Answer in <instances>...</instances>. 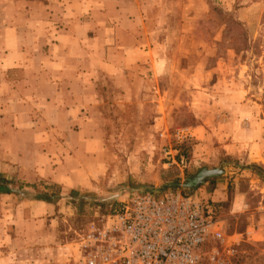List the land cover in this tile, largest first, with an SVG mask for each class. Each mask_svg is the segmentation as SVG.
<instances>
[{"label":"rangeland","instance_id":"374dc122","mask_svg":"<svg viewBox=\"0 0 264 264\" xmlns=\"http://www.w3.org/2000/svg\"><path fill=\"white\" fill-rule=\"evenodd\" d=\"M119 14L128 20L113 30ZM69 27V50L59 51L57 33ZM49 58L89 82L53 100L50 83L36 78ZM35 86L48 103H35ZM60 99L76 114H54L45 126L43 107ZM17 117L38 129L18 131ZM70 121L65 137L59 126ZM178 129L192 136L178 142ZM43 134L69 140L84 182L64 189L5 176L14 192L0 196V264H67L80 235L128 194L170 187L205 193L225 223L224 246L241 239L231 264H264V0H0V158L3 139H24L34 159ZM166 147L187 166L166 159ZM215 169L198 187L202 172ZM39 200L55 210L31 215L27 203Z\"/></svg>","mask_w":264,"mask_h":264},{"label":"built area","instance_id":"2783aa9c","mask_svg":"<svg viewBox=\"0 0 264 264\" xmlns=\"http://www.w3.org/2000/svg\"><path fill=\"white\" fill-rule=\"evenodd\" d=\"M191 136L186 129L175 133L178 142ZM164 153L187 166L177 149L166 147ZM211 240L210 251L203 252ZM225 241V223L207 200L171 187L146 190L128 194L100 224L93 222L70 248L67 264H231L241 239L227 248Z\"/></svg>","mask_w":264,"mask_h":264},{"label":"crops","instance_id":"0c3cea01","mask_svg":"<svg viewBox=\"0 0 264 264\" xmlns=\"http://www.w3.org/2000/svg\"><path fill=\"white\" fill-rule=\"evenodd\" d=\"M119 11L120 12L122 11V5H121V10ZM127 20L128 19L123 18V14H119V16L115 19V26H113L112 29L118 30L119 28L122 27L123 24L125 25ZM87 25L88 24L84 21L81 23V29H82L81 34H84V28H87ZM108 29L110 30L111 28H108ZM62 31L63 32L60 31L57 33V39H59L60 42H55V47L59 51H64L65 49L69 50L67 45L64 43L65 38H67L66 37L67 34L71 35V32L76 33V31H74L73 27H69L68 29H64ZM130 34L132 36L133 32H130ZM55 38H56V35H55ZM133 46L135 45H127V46H124V48L132 49ZM66 55H68V53L63 54V57H65ZM14 63H15V60H12V61L7 60L5 62V66L6 68H9L12 65H15ZM65 64H67V62H65L64 60H61L58 58H55V59L49 58L47 64L45 65L46 67L50 68L49 71L45 70L41 76H39L38 74L36 76L37 82L42 81L43 83H46V85L47 83H50L51 98L56 101H58L57 100L58 98H63V96L66 93L75 95L76 93L75 91L77 90L78 83L89 82V80L87 79L89 78L88 75L72 76L65 68ZM16 93L20 94L21 92L17 91ZM31 94H34L36 98L35 103L37 101H40V105H42V103L44 102L48 103V101H46L48 99L45 100L40 96L42 95V93H40L38 87L35 86ZM43 96L45 95L43 94ZM53 100L52 102H50V106L45 107L46 109L43 107L42 109V115L45 116L48 120V123L45 124V126L51 123L50 118L54 114L59 113L58 115H65L67 117L70 115L76 114L72 110L73 109L72 105L62 106L61 103L63 102L61 101V99L59 103H56ZM19 115L20 117L22 116V111L21 112L18 111V116ZM20 117H17L20 121L17 124H15V127L18 129V131H22V130L33 131L34 126L37 124H35V122H33L32 120L30 122H27V120L22 121L23 118L20 119ZM67 121H69L68 118H67ZM36 129H38V126H36L35 130ZM59 129L63 131L68 130V133H64L65 137L66 135L71 134L70 132L74 130V128H72L71 126V121H70V126L68 128L59 126ZM55 131H59L57 127H55ZM24 141H25L24 139H19L17 142H12L13 144H10L9 140L6 141V139H3V142H4L3 146L5 148L3 149L2 155L0 158V173H2L4 176H6L7 178H12L13 174L15 173L17 174V176L29 182H34V181H37L38 179H48L55 183H59L63 185L64 189L68 187H75V185H81V183L84 182L82 179V176H83L82 169L74 170L71 165L72 157L69 156V152H66L67 151L66 146L69 142L67 138L65 142L57 141V144H56L55 140L53 142L49 141L47 135L46 136H44V134L41 135V144L40 145L36 144L34 146V149H35L34 153L36 156L34 157V159H31V160L27 159L26 150H25L26 143ZM58 145H60V147H56ZM10 147H13V148L17 147L16 153H15V150L13 149L10 150L9 149ZM54 147H56L55 150L53 149ZM64 153L66 155H64ZM198 184H199L198 187H200V183ZM184 185H190V184L186 183ZM199 190H202V188H199ZM216 192H217V189L215 193ZM0 196L4 197L5 194L2 193L0 194ZM193 196L197 197L198 199L208 200L206 198L205 193L203 192H200V194H197L196 192V194H194ZM222 199H224V197ZM27 206L30 207L31 215L33 216L35 215L36 217H43L46 214L55 210V208H53L52 203H48L44 200L28 202Z\"/></svg>","mask_w":264,"mask_h":264},{"label":"trees","instance_id":"16d2710c","mask_svg":"<svg viewBox=\"0 0 264 264\" xmlns=\"http://www.w3.org/2000/svg\"><path fill=\"white\" fill-rule=\"evenodd\" d=\"M247 167L250 168L253 172H255L260 177H263L260 173V170L263 169V166L261 164L253 163ZM13 192H14V189L9 186V181L7 180V178L3 176L2 174H0V194L2 193L8 194V193H13Z\"/></svg>","mask_w":264,"mask_h":264},{"label":"water","instance_id":"95a60500","mask_svg":"<svg viewBox=\"0 0 264 264\" xmlns=\"http://www.w3.org/2000/svg\"><path fill=\"white\" fill-rule=\"evenodd\" d=\"M220 171L221 170H217V169H215V170H204L202 172V177L199 178L198 183L203 182L208 176H211V175H214V174H218Z\"/></svg>","mask_w":264,"mask_h":264}]
</instances>
